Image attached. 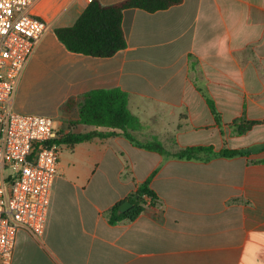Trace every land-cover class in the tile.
<instances>
[{
	"label": "crops",
	"instance_id": "0c3cea01",
	"mask_svg": "<svg viewBox=\"0 0 264 264\" xmlns=\"http://www.w3.org/2000/svg\"><path fill=\"white\" fill-rule=\"evenodd\" d=\"M92 1L32 5L50 29L18 88L40 49L52 44L66 57L52 74L58 108L93 90L120 88L141 124L131 132L139 141L157 140L170 152L264 144V0H183L155 13L125 10L127 48L112 58L70 53L55 35ZM201 90L215 101L223 134ZM244 114L260 124L233 135L230 125ZM58 117L59 131L68 132L70 123L71 131L95 130L72 125L78 108ZM261 160L264 151L208 162L165 159L122 134L63 144L44 235L37 240L21 231L10 264H264V163H253ZM155 171L158 202L134 221L110 225L109 211Z\"/></svg>",
	"mask_w": 264,
	"mask_h": 264
},
{
	"label": "built area",
	"instance_id": "2783aa9c",
	"mask_svg": "<svg viewBox=\"0 0 264 264\" xmlns=\"http://www.w3.org/2000/svg\"><path fill=\"white\" fill-rule=\"evenodd\" d=\"M38 0H0V263L10 264L18 234L40 240L62 145L57 122L14 112V98L49 25L32 14Z\"/></svg>",
	"mask_w": 264,
	"mask_h": 264
},
{
	"label": "trees",
	"instance_id": "16d2710c",
	"mask_svg": "<svg viewBox=\"0 0 264 264\" xmlns=\"http://www.w3.org/2000/svg\"><path fill=\"white\" fill-rule=\"evenodd\" d=\"M182 2L183 0H124L118 4L104 6L99 1L93 0L73 26L58 28L55 30V35L70 53L93 58H112L127 48V39L123 30L125 10L140 9L155 13L180 5ZM201 92L223 134V123L215 101L208 92L202 90ZM128 105V93L120 88L93 90L87 93L79 103L76 99L70 98L60 110L71 113L78 108L79 118L72 125L94 127L95 130L86 133L71 131L70 123L68 132L61 130L56 142L60 145H75L94 138L105 139L122 134L134 146L158 153L165 159L201 162H208L214 158H248L252 154L264 151V144H258L241 149L225 147L219 151L208 146H192L177 152H170L157 140L142 142L132 135L131 132L139 130L141 124L138 118L131 113ZM258 124L260 123L248 120L244 114L234 120L230 128L233 135L244 136ZM253 163L262 164L264 161ZM157 172L155 171L139 185L132 195L109 211L110 225H117L125 220L134 221L144 211L145 206L155 205L158 202V196L151 188V181ZM126 202H130L132 207L126 213H121L119 208Z\"/></svg>",
	"mask_w": 264,
	"mask_h": 264
},
{
	"label": "rangeland",
	"instance_id": "374dc122",
	"mask_svg": "<svg viewBox=\"0 0 264 264\" xmlns=\"http://www.w3.org/2000/svg\"><path fill=\"white\" fill-rule=\"evenodd\" d=\"M65 62L66 57L59 53L56 46L51 44L40 49L17 90L14 112L44 116L56 122H64L58 117L63 112L56 105V83L52 74L58 64Z\"/></svg>",
	"mask_w": 264,
	"mask_h": 264
},
{
	"label": "water",
	"instance_id": "95a60500",
	"mask_svg": "<svg viewBox=\"0 0 264 264\" xmlns=\"http://www.w3.org/2000/svg\"><path fill=\"white\" fill-rule=\"evenodd\" d=\"M131 207H132V204L130 202H126L120 206L119 211L121 213H126Z\"/></svg>",
	"mask_w": 264,
	"mask_h": 264
}]
</instances>
